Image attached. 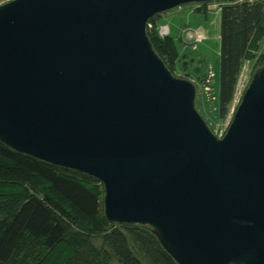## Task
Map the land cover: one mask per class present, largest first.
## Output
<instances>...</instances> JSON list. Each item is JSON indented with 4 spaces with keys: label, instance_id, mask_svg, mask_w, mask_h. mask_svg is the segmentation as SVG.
I'll use <instances>...</instances> for the list:
<instances>
[{
    "label": "water",
    "instance_id": "obj_1",
    "mask_svg": "<svg viewBox=\"0 0 264 264\" xmlns=\"http://www.w3.org/2000/svg\"><path fill=\"white\" fill-rule=\"evenodd\" d=\"M232 1L0 4V143L97 180L106 221L148 228L176 264H264V64L217 137L146 32Z\"/></svg>",
    "mask_w": 264,
    "mask_h": 264
},
{
    "label": "trees",
    "instance_id": "obj_2",
    "mask_svg": "<svg viewBox=\"0 0 264 264\" xmlns=\"http://www.w3.org/2000/svg\"><path fill=\"white\" fill-rule=\"evenodd\" d=\"M207 4L194 12L205 16ZM221 4L216 105L223 118L244 62H254L253 72L264 64V55L257 56L264 37V0ZM158 16L149 20L153 26L146 32L174 75L186 54L169 34L158 35ZM187 66L183 61L181 68ZM102 199V184L94 178L0 143V264H176L148 228L107 222Z\"/></svg>",
    "mask_w": 264,
    "mask_h": 264
},
{
    "label": "rangeland",
    "instance_id": "obj_3",
    "mask_svg": "<svg viewBox=\"0 0 264 264\" xmlns=\"http://www.w3.org/2000/svg\"><path fill=\"white\" fill-rule=\"evenodd\" d=\"M8 0L4 1L7 2ZM238 1V0H237ZM242 1V0H239ZM3 2V3H4ZM221 3H208L206 5V15L195 13V5L186 4L180 8H174L160 14L155 18V24L160 35L161 28L167 26L169 35L175 39L180 52L186 54L174 70V75L179 78L188 79L193 82L198 90L196 99V108L200 115L206 121L210 130L217 136L222 137L229 126L235 108L237 107L243 91L247 87L253 73L254 62H244L243 68L238 77L233 101L225 117L220 118L217 113V87L219 80V29L220 16L219 8ZM153 23H150L151 29ZM188 31H198L203 39L200 42L193 43L185 39V33ZM184 32V33H183ZM166 37V36H163ZM162 37V38H163ZM185 37V38H184ZM264 55V37L259 42V51L257 53ZM192 59V60H191ZM187 62V70L181 68L182 62ZM211 70L214 74L212 90L206 95L202 90L201 79ZM214 97V99H213Z\"/></svg>",
    "mask_w": 264,
    "mask_h": 264
},
{
    "label": "built area",
    "instance_id": "obj_4",
    "mask_svg": "<svg viewBox=\"0 0 264 264\" xmlns=\"http://www.w3.org/2000/svg\"><path fill=\"white\" fill-rule=\"evenodd\" d=\"M4 1H6V0H0V4H2ZM190 5H195L196 7H200V4H190ZM178 8H180V7H178ZM149 27H150V23L147 24V28H149ZM168 34H169V29L167 26L161 28V30H160L161 37L167 36ZM185 37H184L185 39H187L188 41H191L193 43L200 42L203 39L202 34L198 31H195V32L188 31L187 33H185ZM213 78H214V74L211 70H209L207 72L206 76H204V78L201 80L202 90L206 95H209L211 90H212ZM197 95H198V90H197ZM213 99H214V97H213Z\"/></svg>",
    "mask_w": 264,
    "mask_h": 264
},
{
    "label": "crops",
    "instance_id": "obj_5",
    "mask_svg": "<svg viewBox=\"0 0 264 264\" xmlns=\"http://www.w3.org/2000/svg\"><path fill=\"white\" fill-rule=\"evenodd\" d=\"M169 29V28H168ZM247 63V61H245ZM244 65V64H243ZM243 68V67H242Z\"/></svg>",
    "mask_w": 264,
    "mask_h": 264
}]
</instances>
